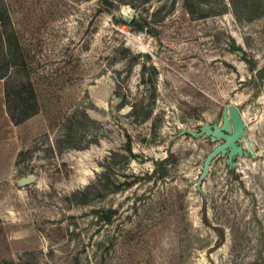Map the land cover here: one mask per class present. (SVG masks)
Here are the masks:
<instances>
[{"label": "rangeland", "instance_id": "1", "mask_svg": "<svg viewBox=\"0 0 264 264\" xmlns=\"http://www.w3.org/2000/svg\"><path fill=\"white\" fill-rule=\"evenodd\" d=\"M0 73V264H264V0H0ZM231 104L256 156L203 198L172 137Z\"/></svg>", "mask_w": 264, "mask_h": 264}, {"label": "water", "instance_id": "2", "mask_svg": "<svg viewBox=\"0 0 264 264\" xmlns=\"http://www.w3.org/2000/svg\"><path fill=\"white\" fill-rule=\"evenodd\" d=\"M240 53V52H238ZM241 55V53H240ZM246 125L242 113L236 104L223 108L221 121L218 123L204 122L197 131L191 129H178L172 139L188 135L192 138L207 137L214 147L207 153L202 161V169L196 182V190L204 198L202 184L207 178L209 166L213 159L218 156L224 157L228 169H234L236 159L243 157L255 158L252 146L247 137ZM245 143V144H244ZM30 181V178L23 180V183Z\"/></svg>", "mask_w": 264, "mask_h": 264}, {"label": "trees", "instance_id": "3", "mask_svg": "<svg viewBox=\"0 0 264 264\" xmlns=\"http://www.w3.org/2000/svg\"><path fill=\"white\" fill-rule=\"evenodd\" d=\"M130 25L136 29L144 28V25L142 26L141 24H137V21L134 18L131 19ZM0 79H4L3 89H4L6 112L9 115L11 121L15 124H18L22 119V115L25 110L23 109L20 103L21 99L24 98L25 96L24 86L21 83L6 77V75H2V73H0ZM170 156L171 155H169L168 157ZM170 162L171 161H169L168 158H165L160 160L159 162H155L154 166L157 167V165H163L164 163L166 164ZM103 180H104V172L99 176L98 183H101V181ZM100 185L104 188V183ZM97 219L100 220V222L102 223L110 222L109 217L107 215H104V211L99 212Z\"/></svg>", "mask_w": 264, "mask_h": 264}]
</instances>
